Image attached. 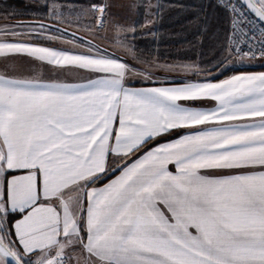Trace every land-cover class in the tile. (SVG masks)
<instances>
[{
	"label": "snow or ice",
	"instance_id": "snow-or-ice-1",
	"mask_svg": "<svg viewBox=\"0 0 264 264\" xmlns=\"http://www.w3.org/2000/svg\"><path fill=\"white\" fill-rule=\"evenodd\" d=\"M43 7L93 39L0 26V264H264V72L219 78L234 58L264 60V0L200 6L198 44L225 23L207 68L137 48L138 28L157 38L159 3ZM68 35L66 49L31 42ZM158 71L185 75L165 86Z\"/></svg>",
	"mask_w": 264,
	"mask_h": 264
},
{
	"label": "crops",
	"instance_id": "crops-1",
	"mask_svg": "<svg viewBox=\"0 0 264 264\" xmlns=\"http://www.w3.org/2000/svg\"><path fill=\"white\" fill-rule=\"evenodd\" d=\"M41 10L39 12H35L36 16L48 17V9L44 8L43 5L45 3L51 5L53 2L57 4L64 3L67 5L76 4V0H38ZM41 2V3H40ZM146 3H151L152 5H156L159 3L161 5L160 8V17L156 19L154 28L157 32V38L153 40L151 37H143L139 35L142 32V29L138 28L137 39L135 40V44L137 48L145 54H152L154 56H164L168 55L172 48H188L194 47L199 51V55H202L204 58V62L201 58V62L205 64H209L213 59V49L217 46V40L223 38V30L225 29V23L223 18H212V31L209 32L207 36L203 38V44H198L197 42V33H198V24H197V15L199 14L201 17L204 15L203 12L200 11L201 5H207L208 0H145ZM206 11L212 16V10L206 8ZM34 13V12H33ZM137 23L143 24L145 20V16L143 13H139L137 16ZM151 18V17H149ZM36 19V18H31ZM48 22H53L59 24L55 20H43ZM19 22L32 23V24H40L43 22L38 21H26V19L20 18L15 20V24ZM48 25L47 23H43ZM64 27H68L69 29L80 32L84 35L85 33L80 30L68 26L65 24H59ZM55 28V27H53ZM213 32H219V37L213 35ZM88 36V35H86ZM89 37V36H88ZM32 43L41 44L47 47H53L57 49H66L68 46L57 45L55 43H45L38 42L31 39ZM97 42V41H96ZM99 43V42H97ZM106 46V45H105ZM110 49V48H109ZM117 56H121L124 59H129V57L124 56L123 53L117 52L113 49ZM16 65L19 67L21 73L28 74L30 68L34 63L27 55H18L12 58ZM234 64V63H233ZM231 63H229L228 67L223 70V72L229 71L224 76L220 77V79H224L225 77H229L232 75H239L244 73H259L264 72V60L257 58L255 60H246V67H234ZM210 67V66H209ZM207 68V67H204ZM37 70L42 71V77L45 80H53L57 79L56 70H53L50 66H43L42 69L37 64ZM160 80H166L168 83L165 86H172L173 83L179 82L184 78V75H173L171 72L159 71ZM81 75H87V73H82ZM63 79V77H59ZM194 78V77H193ZM76 82V81H70ZM132 87L140 88V87H154L161 86L157 83H148V82H136L131 85Z\"/></svg>",
	"mask_w": 264,
	"mask_h": 264
},
{
	"label": "rangeland",
	"instance_id": "rangeland-1",
	"mask_svg": "<svg viewBox=\"0 0 264 264\" xmlns=\"http://www.w3.org/2000/svg\"><path fill=\"white\" fill-rule=\"evenodd\" d=\"M87 2H88V0H76L77 7L80 4H86ZM61 4L65 5L64 3H61ZM40 10H41V8H40L38 0H0V26H3L4 24L14 25L16 19H20L23 17H28V18H24V19L39 18L38 16H36V13L39 12ZM113 11L117 12L122 18H126L129 22H133V21L136 22L138 19L137 13H129L127 9H116V8H114ZM13 12L17 13L18 15L9 16V13H13ZM42 18H44V17H42ZM46 19L53 20L49 17V15ZM72 27L78 29L76 25H72ZM78 30H80L81 32L88 35L83 30H81V29H78ZM54 31H55V28H53V32ZM88 36L90 38H92L90 35H88ZM69 39H71L70 35L62 37L60 39L53 40V41H47L44 39H34L33 38V40L38 41V42L55 43L57 45L68 46L69 48H71V47H73V45L68 43ZM97 42H99V41H97ZM110 49H113V48H110ZM113 50L124 54L123 50H121V49H113ZM145 55H147V54L145 53ZM200 57L203 60L204 57L202 55H199V51L197 48H194V47H188V48L174 47V48H172V50L169 52L168 55H165V57L164 56L159 57V62L162 64H164V63L171 64V63H177V62H181V61L188 62L191 60H199L202 68L211 66L210 63L209 64L203 63L204 60H203V62H201ZM128 60H129V63H135L134 61H132L130 59V57ZM232 64L234 67L235 66L237 68L240 67L239 63L235 59H233ZM242 65H243V67H246V60H243ZM171 73L173 75H185L182 72H171ZM158 77H159V74H157V78Z\"/></svg>",
	"mask_w": 264,
	"mask_h": 264
},
{
	"label": "water",
	"instance_id": "water-1",
	"mask_svg": "<svg viewBox=\"0 0 264 264\" xmlns=\"http://www.w3.org/2000/svg\"><path fill=\"white\" fill-rule=\"evenodd\" d=\"M26 21H38V22L40 21V22H43V23H47L48 25H52L54 27L65 28L62 25H59V24H56V23H53V22L38 20V19H26ZM68 32L69 33L75 32L78 37H83L85 40H91L92 39V38H90V37H88V36H86V35H84V34H82L80 32H77V31L69 29V28H68ZM93 42L97 43L96 41H93ZM109 51H111V50L109 49Z\"/></svg>",
	"mask_w": 264,
	"mask_h": 264
},
{
	"label": "trees",
	"instance_id": "trees-1",
	"mask_svg": "<svg viewBox=\"0 0 264 264\" xmlns=\"http://www.w3.org/2000/svg\"><path fill=\"white\" fill-rule=\"evenodd\" d=\"M24 18H28V17H23V19H24ZM36 19H38V20H44V19H45V20H48V19H46V18H42V17H40V18H36ZM228 72H229V71L223 72V74L220 75V77L224 76V75L227 74ZM220 77H219V78H220Z\"/></svg>",
	"mask_w": 264,
	"mask_h": 264
},
{
	"label": "built area",
	"instance_id": "built-area-1",
	"mask_svg": "<svg viewBox=\"0 0 264 264\" xmlns=\"http://www.w3.org/2000/svg\"><path fill=\"white\" fill-rule=\"evenodd\" d=\"M257 58H259V57H257ZM234 59L239 63L240 67H243L242 62H241V60L239 58H234ZM244 60H248V59L245 58Z\"/></svg>",
	"mask_w": 264,
	"mask_h": 264
}]
</instances>
